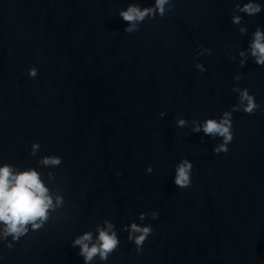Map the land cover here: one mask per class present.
Returning <instances> with one entry per match:
<instances>
[{
  "label": "water",
  "instance_id": "water-1",
  "mask_svg": "<svg viewBox=\"0 0 264 264\" xmlns=\"http://www.w3.org/2000/svg\"><path fill=\"white\" fill-rule=\"evenodd\" d=\"M172 2L127 33L120 10L154 0H0V167L34 168L64 197L42 229L11 249L0 241V264H84L72 241L86 231L95 241L105 220L119 246L91 264H264V66L238 63L264 29V0L259 14L240 13L243 35L237 0ZM238 73L260 107L233 113V140L217 154L221 138L192 133V120L237 103ZM49 155L61 164H40ZM182 159L193 164L187 188L174 184ZM133 222L153 229L139 252L123 230Z\"/></svg>",
  "mask_w": 264,
  "mask_h": 264
},
{
  "label": "clouds",
  "instance_id": "clouds-1",
  "mask_svg": "<svg viewBox=\"0 0 264 264\" xmlns=\"http://www.w3.org/2000/svg\"><path fill=\"white\" fill-rule=\"evenodd\" d=\"M172 0H154V6L141 8L137 4H129L126 10H120L119 16L128 24L124 29L127 33L136 32L139 25L146 19H152L159 15L163 17L166 12L173 8ZM262 11V5L257 0H246L242 4L237 0L235 3L231 22L239 26V32L243 35L248 32L247 25L243 21L240 13L249 17L255 16ZM211 49H201L197 55H210ZM240 59L239 66L242 68L251 58L255 64L264 66V29L257 27L252 33L246 50L238 53ZM231 59L236 60V56ZM195 67L204 72L206 69L202 63H196ZM38 70L36 67L29 69V76L36 77ZM242 79L241 74H236L234 80L237 85L232 91L238 94L237 103L232 105L230 110L222 113L219 119L207 118L201 123L199 120H192V133L203 132L212 138H221V142L214 146V153H226L228 145L233 140V113L244 112L255 114L260 105L257 104L254 95L250 94L248 88H241L238 82ZM165 113H161L163 116ZM176 124L184 128L187 119L178 118ZM40 149L39 143L31 146V155H36ZM61 158L55 155L44 156L40 164L44 166H58ZM193 164L188 159H182L175 167L174 184L180 188H187L191 185V171ZM147 172H152L149 166ZM49 178L54 177V173H48ZM64 205L63 195L57 194L55 197L50 194V189L45 186L41 174L34 168L27 170H16L13 165L5 163L0 167V241H7V247L11 249L13 242H18L29 231H38L49 221L51 215L61 209ZM146 213H140L139 220L143 222ZM151 217H157L156 212H152ZM106 228L97 227L98 236L95 241L91 231H86L72 241L73 247H79V255L83 258L84 264L99 257L100 261H107L110 254L119 246V238L115 226L108 220L104 221ZM124 231L128 232V239L136 245L137 251L142 250L148 236L152 233L151 225L138 224L133 222L126 226ZM9 237L11 240L9 241Z\"/></svg>",
  "mask_w": 264,
  "mask_h": 264
}]
</instances>
